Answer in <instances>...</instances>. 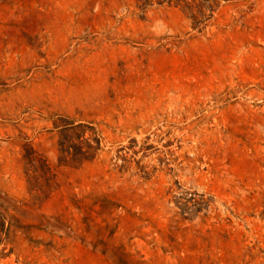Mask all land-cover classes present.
Instances as JSON below:
<instances>
[{
    "label": "rangeland",
    "instance_id": "obj_1",
    "mask_svg": "<svg viewBox=\"0 0 264 264\" xmlns=\"http://www.w3.org/2000/svg\"><path fill=\"white\" fill-rule=\"evenodd\" d=\"M0 264H264V0H0Z\"/></svg>",
    "mask_w": 264,
    "mask_h": 264
}]
</instances>
